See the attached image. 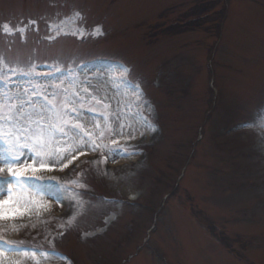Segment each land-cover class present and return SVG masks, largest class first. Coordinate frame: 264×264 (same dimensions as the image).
I'll return each mask as SVG.
<instances>
[{"label":"rangeland","instance_id":"rangeland-1","mask_svg":"<svg viewBox=\"0 0 264 264\" xmlns=\"http://www.w3.org/2000/svg\"><path fill=\"white\" fill-rule=\"evenodd\" d=\"M4 24L2 70L35 71L0 93L67 101L80 127L51 145L69 167L24 177L41 193L0 222L52 255L3 264H264V0H0Z\"/></svg>","mask_w":264,"mask_h":264},{"label":"snow or ice","instance_id":"snow-or-ice-1","mask_svg":"<svg viewBox=\"0 0 264 264\" xmlns=\"http://www.w3.org/2000/svg\"><path fill=\"white\" fill-rule=\"evenodd\" d=\"M74 16L76 19H82V14L79 11ZM30 23L35 22L30 21ZM18 30L10 29L8 24L0 26V32L4 34H11V32ZM95 32L100 34V28L97 27ZM76 34H80L79 30ZM5 63L4 57L0 55V78L6 74L11 76L17 73L30 76L35 71L32 66L27 68L17 66L10 67L9 71L5 73L2 70ZM0 83H3L2 79H0ZM6 91L11 93L14 89L9 87ZM34 95H36L35 88L27 90L26 94L20 96L0 93V183H2V187H0V222L13 220L18 215H22L21 210H27L29 204L34 203L23 201L17 195L18 191L41 193V188L37 183L23 179L24 177L31 175L39 180L41 179L37 176L39 172H51L54 167L61 165L67 167L64 161L70 159L72 150L69 149L68 155L65 156L52 150L51 145L54 140L66 137L70 131L74 132L75 128L80 127L79 124L73 125L72 128L68 127L67 117L70 116V113L65 107L67 101L56 104L52 103V100L55 99L54 96L45 97L48 103L37 105V102L31 99ZM78 116L79 112L76 113V118ZM86 135L88 134L86 133ZM84 142L92 145V150H95L96 145L91 140ZM25 149L33 153V156L29 157L31 163L23 159ZM9 177L14 179H9ZM74 219L75 217H73ZM71 222L70 220L69 223ZM0 244L4 245L0 247V257H3L5 253L23 254L31 256L33 259L36 256L47 257L52 255L37 249H23L19 246H13L8 241L0 240ZM57 258L65 259L62 256ZM0 264H3L2 259H0ZM36 264H40L39 260L36 261Z\"/></svg>","mask_w":264,"mask_h":264},{"label":"bare ground","instance_id":"bare-ground-1","mask_svg":"<svg viewBox=\"0 0 264 264\" xmlns=\"http://www.w3.org/2000/svg\"><path fill=\"white\" fill-rule=\"evenodd\" d=\"M74 162H75V160H73ZM66 164H67V166L69 167V164H68V161H66ZM62 168V170L63 169H65L66 167H61ZM61 168H58L59 170H61ZM52 172H55V169H54V171H52ZM6 174V173H5ZM38 174V173H37ZM52 174V173H51ZM55 174V173H54ZM33 177H35V176H33ZM9 179H12L11 177H9ZM0 187H2V183H0ZM18 193V192H17ZM33 194V193H32ZM61 205H63V204H61ZM60 204L58 205V204H55V203H53V202H49V201H46L45 202V204H44V206H42V209L45 211V212H53V213H57V212H60V211H62V209H63V207L64 206H61ZM41 206V205H40ZM29 207V206H28ZM33 209V208H32ZM37 209V207H35V210ZM6 256H8L9 258H12V256H9V255H6ZM5 256V254H4V256L3 257H1V258H3V259H5V258H7Z\"/></svg>","mask_w":264,"mask_h":264}]
</instances>
